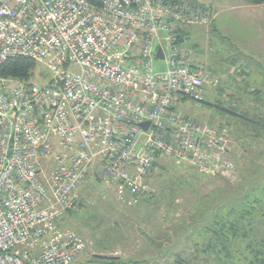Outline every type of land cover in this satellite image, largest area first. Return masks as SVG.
Instances as JSON below:
<instances>
[{
  "label": "built area",
  "instance_id": "obj_1",
  "mask_svg": "<svg viewBox=\"0 0 264 264\" xmlns=\"http://www.w3.org/2000/svg\"><path fill=\"white\" fill-rule=\"evenodd\" d=\"M201 7L0 0V67L23 57L53 74L42 86L0 78V264H75L85 242L59 224L90 174L124 207L153 196L161 157L234 178L227 130L179 110L207 97L208 74L178 43L185 28L211 25Z\"/></svg>",
  "mask_w": 264,
  "mask_h": 264
},
{
  "label": "rangeland",
  "instance_id": "obj_2",
  "mask_svg": "<svg viewBox=\"0 0 264 264\" xmlns=\"http://www.w3.org/2000/svg\"><path fill=\"white\" fill-rule=\"evenodd\" d=\"M193 1H197L201 8L206 7L205 4H215L214 10L221 12L217 19L219 26H228L234 33L240 28H244V32L247 29L255 33L260 27L261 35H264V16L248 14L244 10H227L234 1L231 4L230 0ZM244 32L240 33L244 36ZM185 39V44H181L195 55L193 48L197 46L199 58L200 53L209 55L213 50L208 47L205 51L206 34L197 25L190 27ZM213 43L219 48L215 56L224 66H229L230 60L236 62L243 55L237 45L231 48L225 43ZM192 64L199 66L197 61ZM153 69L161 71L163 64L154 62ZM52 79L51 71L44 64L36 63L33 83L42 86ZM240 85L232 83L234 95L218 102H224V107L228 102L230 110L239 105L238 113L250 115L251 109L258 105L248 99L247 91ZM210 97L207 94L200 107L185 103L179 110L196 122L227 130L228 146L236 167L234 178L201 175L188 163L161 157L150 179L153 196L135 206L124 207L115 201L114 194L103 190L91 174L86 176L78 187L75 207L64 215L59 224L61 229L75 232L85 242L84 252L75 264H174L177 255L200 257L201 254L195 252V244L200 240L204 243L209 241L208 236L202 233L214 221L221 202L229 196L233 198L231 195L240 186L248 188L251 180L260 179L264 173V137H259L262 132L253 133L245 129L244 135L240 133V128L235 126V118L227 112H217L215 106L218 103L213 105ZM259 112L264 117V106H259ZM231 123L232 127L228 125Z\"/></svg>",
  "mask_w": 264,
  "mask_h": 264
},
{
  "label": "trees",
  "instance_id": "obj_3",
  "mask_svg": "<svg viewBox=\"0 0 264 264\" xmlns=\"http://www.w3.org/2000/svg\"><path fill=\"white\" fill-rule=\"evenodd\" d=\"M246 2L250 5L264 4V0ZM182 35L178 37L179 43H182ZM35 69L36 63L29 59L10 58L0 67V78L27 85L34 84ZM242 84L240 87L246 90V84ZM246 91L248 99L258 105L251 109L250 115L238 113L239 105L235 107L236 110L217 106V112H227L234 117L235 126L240 128L243 135L245 129L253 133L259 130L262 132L259 137L263 138L264 117L259 114V106H264V88L255 89L251 93ZM228 125L232 127V123ZM262 174L260 179L254 182L251 180L248 188L240 186L231 195L233 198L229 196L221 202L214 221L202 233L208 236L209 241L204 243L200 240L195 244V252L201 254L200 257L185 258L177 255L174 264H264V173Z\"/></svg>",
  "mask_w": 264,
  "mask_h": 264
},
{
  "label": "crops",
  "instance_id": "obj_4",
  "mask_svg": "<svg viewBox=\"0 0 264 264\" xmlns=\"http://www.w3.org/2000/svg\"><path fill=\"white\" fill-rule=\"evenodd\" d=\"M234 1V3H233ZM230 6L227 10L232 11V9L244 10L248 14H256L257 16H264V4L262 5H250L245 2V0H230ZM208 7L210 15L212 16V23L210 26H198L203 28L206 34V48L211 47L212 52L207 55L206 52L200 53L198 57L199 48L195 46L193 50L196 52V61L200 67L208 74L211 82L215 83L206 86L207 94L211 96V101L217 102L216 106H223L224 102L220 104L221 98L230 97L233 94L231 84L238 83V86L244 82L246 84V90L252 92L255 89L264 88V35H261V28L257 29L255 33L250 30H245L244 28L237 29L234 33L228 26H219L217 24V19L221 12L215 11L213 5L205 4ZM258 21V19H256ZM191 27V26H190ZM190 27H187L181 33L182 43L185 44V38L190 32ZM254 29V27L252 28ZM244 32V36L241 33ZM213 42L228 44L231 48L237 45L243 52V55L236 62L230 60L229 66L222 64V61L216 58L218 53L216 50L219 49L217 45ZM233 46V47H234ZM231 57V53H229ZM239 65V67H238ZM249 81L251 85L249 84ZM211 107V105L209 104ZM214 108V107H213ZM226 108H230L229 103H226Z\"/></svg>",
  "mask_w": 264,
  "mask_h": 264
},
{
  "label": "water",
  "instance_id": "obj_5",
  "mask_svg": "<svg viewBox=\"0 0 264 264\" xmlns=\"http://www.w3.org/2000/svg\"><path fill=\"white\" fill-rule=\"evenodd\" d=\"M156 59H162V53L161 50H157V55H156ZM148 126V123L142 124V127L146 129V127Z\"/></svg>",
  "mask_w": 264,
  "mask_h": 264
}]
</instances>
